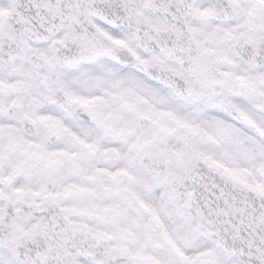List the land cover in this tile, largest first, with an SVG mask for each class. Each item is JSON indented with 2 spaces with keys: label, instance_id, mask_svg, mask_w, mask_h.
<instances>
[{
  "label": "snow or ice",
  "instance_id": "snow-or-ice-1",
  "mask_svg": "<svg viewBox=\"0 0 264 264\" xmlns=\"http://www.w3.org/2000/svg\"><path fill=\"white\" fill-rule=\"evenodd\" d=\"M0 264H264V0H0Z\"/></svg>",
  "mask_w": 264,
  "mask_h": 264
}]
</instances>
